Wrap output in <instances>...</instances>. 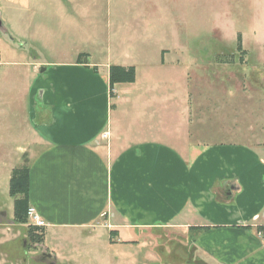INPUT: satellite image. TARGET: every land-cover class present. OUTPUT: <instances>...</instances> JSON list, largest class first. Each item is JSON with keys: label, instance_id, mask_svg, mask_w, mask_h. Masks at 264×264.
I'll use <instances>...</instances> for the list:
<instances>
[{"label": "rangeland", "instance_id": "374dc122", "mask_svg": "<svg viewBox=\"0 0 264 264\" xmlns=\"http://www.w3.org/2000/svg\"><path fill=\"white\" fill-rule=\"evenodd\" d=\"M114 4L98 0L91 42H84L91 37L87 32L83 41L58 39L54 46L39 29L49 26L45 32L51 34L52 22L44 14H51L52 4L0 0V264H216L197 252L191 237L168 229L111 240L106 230L49 227L42 228L40 245L29 242L30 222L18 224L13 217L20 196H10L9 181L13 170L27 167L22 149H32L29 129L35 126L38 101L31 89L33 66L62 56L53 49L64 52L67 61L101 64L109 57L111 66H136L134 83L114 89L131 88L138 98L127 102L113 91L111 98V117H139L145 124L128 135H159L179 148L187 139L192 144H243L258 148L264 158V44L252 36L264 0H143L145 15L135 31L136 15L126 2L119 3L122 29L116 31ZM238 34L244 36V54L237 51ZM136 38L147 41L140 46L142 53L129 45ZM161 49L168 51L164 63ZM134 129L142 132L134 134ZM256 234L264 243V222Z\"/></svg>", "mask_w": 264, "mask_h": 264}, {"label": "crops", "instance_id": "0c3cea01", "mask_svg": "<svg viewBox=\"0 0 264 264\" xmlns=\"http://www.w3.org/2000/svg\"><path fill=\"white\" fill-rule=\"evenodd\" d=\"M44 1L52 4L51 14H44L52 22L51 34L45 32L49 26L39 29L52 37L54 46L58 39L81 40L87 32L91 37L84 42H91L98 0ZM121 2L133 6L138 22L133 30H139L143 0H115L116 31L122 29ZM238 35L242 48L244 36ZM252 36L264 44V10ZM146 44L139 38L129 45ZM58 51L52 52L60 58L33 66L31 89L38 101L35 126L29 129L32 149H22L28 158L29 206L43 228L106 230L111 240L168 229L191 237L197 252L216 264H264V243L256 234L264 222V158L256 153L259 149L192 144L189 139L179 148L159 135H128L134 126L145 124L139 117H111L109 57L101 64L77 63ZM159 52L164 63L168 51ZM118 66L136 71V66ZM131 90L113 92L132 102L138 95Z\"/></svg>", "mask_w": 264, "mask_h": 264}, {"label": "trees", "instance_id": "16d2710c", "mask_svg": "<svg viewBox=\"0 0 264 264\" xmlns=\"http://www.w3.org/2000/svg\"><path fill=\"white\" fill-rule=\"evenodd\" d=\"M237 51H242L240 36H237ZM81 56V55H80ZM79 56V57H80ZM81 63V61H77ZM135 81V69L134 67H121V66H111L109 68V89H110V98H113L112 91L114 86L117 84H131ZM9 194L12 197L20 196L14 200L13 215L15 222L18 224L27 223V212L29 209L28 202V167L23 166L19 169L12 171L11 178L9 181ZM33 234V240L36 243H42L43 238V229L30 226L29 227ZM259 230H262L259 228ZM194 245V241H192Z\"/></svg>", "mask_w": 264, "mask_h": 264}, {"label": "built area", "instance_id": "2783aa9c", "mask_svg": "<svg viewBox=\"0 0 264 264\" xmlns=\"http://www.w3.org/2000/svg\"><path fill=\"white\" fill-rule=\"evenodd\" d=\"M27 221H29L30 226H33V227L43 228L45 226L42 219L39 217V215L36 213V211L32 207H29L28 209Z\"/></svg>", "mask_w": 264, "mask_h": 264}, {"label": "flooded vegetation", "instance_id": "af4514ba", "mask_svg": "<svg viewBox=\"0 0 264 264\" xmlns=\"http://www.w3.org/2000/svg\"><path fill=\"white\" fill-rule=\"evenodd\" d=\"M1 215V214H0ZM13 217H14V215H13ZM15 220V219H14ZM33 234H34V232H31L30 231V229H28L27 230V232H26V238L29 240V242L30 243H32L33 245H40L41 243H36V242H34V240H33ZM22 244H24V243H22ZM45 258V257H44Z\"/></svg>", "mask_w": 264, "mask_h": 264}, {"label": "water", "instance_id": "95a60500", "mask_svg": "<svg viewBox=\"0 0 264 264\" xmlns=\"http://www.w3.org/2000/svg\"><path fill=\"white\" fill-rule=\"evenodd\" d=\"M0 29L3 30L2 25H1V21H0ZM43 71H44V69H41V72H43Z\"/></svg>", "mask_w": 264, "mask_h": 264}]
</instances>
